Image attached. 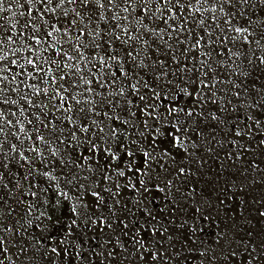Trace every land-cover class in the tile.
I'll list each match as a JSON object with an SVG mask.
<instances>
[{
  "label": "snow or ice",
  "instance_id": "6c2138e0",
  "mask_svg": "<svg viewBox=\"0 0 264 264\" xmlns=\"http://www.w3.org/2000/svg\"><path fill=\"white\" fill-rule=\"evenodd\" d=\"M257 153L264 0H0V264H264Z\"/></svg>",
  "mask_w": 264,
  "mask_h": 264
},
{
  "label": "rangeland",
  "instance_id": "374dc122",
  "mask_svg": "<svg viewBox=\"0 0 264 264\" xmlns=\"http://www.w3.org/2000/svg\"><path fill=\"white\" fill-rule=\"evenodd\" d=\"M247 159L251 160L253 159V156H248ZM255 159L257 161L264 160V157H261L259 153L255 155ZM209 166L213 169H215L216 172H219L220 169L215 168V163L213 161H209ZM260 169L264 170V163L260 164ZM235 168H226L223 171L222 176L219 177V179L223 180L224 178L228 177L229 173H235ZM213 172H208L202 179H200L198 192L200 189H203L206 187L205 181L209 180L213 176ZM241 175H249L250 179L248 181V187H246V192L248 193L247 199H248V205L249 210L247 212L242 211V205H241V216L247 217V219H241L240 220V226L239 229L242 234H246L248 229H252L253 234L261 233L264 235V218L259 217V213L256 211L257 207V200L261 197H264V181L260 180V175L254 171L249 169L246 173H242ZM195 186V185H194ZM209 191H211V187L209 186ZM238 203V200H233L231 202V205H235ZM229 205V207H231ZM46 210L47 207H46ZM49 214L52 215V220L47 221L48 224V232L47 235H49L52 238L59 239L62 237L64 232V225H66L69 221V214L67 213L66 208L61 205L60 207L49 210ZM225 216L231 215L233 219H236V212H227L224 213ZM259 221V222H257ZM224 223H230L227 219L224 220ZM218 231V229L215 228V226L208 225L206 226V240L211 242L215 239V233Z\"/></svg>",
  "mask_w": 264,
  "mask_h": 264
}]
</instances>
